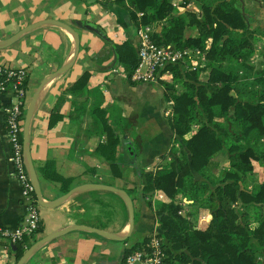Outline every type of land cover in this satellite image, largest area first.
<instances>
[{"label": "crops", "instance_id": "1", "mask_svg": "<svg viewBox=\"0 0 264 264\" xmlns=\"http://www.w3.org/2000/svg\"><path fill=\"white\" fill-rule=\"evenodd\" d=\"M104 1L0 0V65L27 70L28 104L43 81L72 60L75 35L62 25L42 23L12 43H8L10 39L33 24L51 20L70 25L79 36L75 63L47 80L31 119L29 145L43 201H54L81 185L100 183L126 190L135 207V225L125 240L72 230L41 245L24 264H123L129 248L159 228L155 209L147 201L153 207L156 202L171 201L163 191L150 198L144 196L139 170L158 172L174 160L173 148L181 140H177L171 115H167L168 109L173 111V99L167 98L165 83L174 84L176 93L185 89L184 84L174 76L152 83H137L129 77L118 48L128 43L137 53L142 24H136L127 8ZM171 1L177 13L187 9L199 13L202 3L214 5L219 0ZM233 1L254 31L252 68L247 75L249 87L255 91L260 85L253 79L264 70V0ZM161 28L162 24L152 26L156 31ZM189 32L198 34L196 27ZM86 73V81L79 83ZM204 76L206 79L207 70L201 72ZM11 99V91L0 90V228L16 229L24 208L22 186L13 174L6 127V106ZM104 122L118 137L110 156L100 150L108 138ZM22 139L24 142V132ZM221 160H225L224 155ZM113 162L118 163L121 175L113 173ZM174 201L187 203L183 193ZM40 206L41 230L34 237L36 241L74 225L93 226L121 236L129 232L127 205L115 191L84 189L58 206ZM15 249L0 239V264H16Z\"/></svg>", "mask_w": 264, "mask_h": 264}, {"label": "trees", "instance_id": "2", "mask_svg": "<svg viewBox=\"0 0 264 264\" xmlns=\"http://www.w3.org/2000/svg\"><path fill=\"white\" fill-rule=\"evenodd\" d=\"M111 1L127 8L137 25L162 24L160 31L151 33L157 44L179 49L199 48L207 57V65L197 70H184L177 65L168 67L175 81H182L185 88L176 93L174 84L165 83L166 96L173 99L170 125L181 142L173 148L175 158L169 167L158 172L139 170L144 196L150 198L156 191H163L171 198L169 202H156L154 207L147 201L155 209L169 263L179 264L176 262L179 260L180 264H261V254L254 249L251 238L254 235L264 248V214L258 225L249 229L247 224L238 221L235 210L239 202L247 207L261 206L264 211V181L251 189L241 187V181L254 169V162H260L264 168V150L259 146L264 138V70L253 79L260 85L251 93L253 99L244 98L243 89L239 92L240 73L244 71L247 76L252 68L254 31L249 29L233 0H219L214 5L204 2L199 13L188 9L177 13L171 0ZM192 27H196L197 35L189 32ZM118 53L130 77L138 63L135 48L125 43L120 45ZM6 70L1 74L2 79L7 78ZM203 70L208 71L206 79L201 77ZM28 78L27 74L25 87ZM86 78L87 73L79 83H84ZM247 78L245 85L250 81ZM16 81V77H11L5 84L10 88ZM195 123L199 125L196 130ZM103 129L108 138L100 150L110 156L118 137L108 123H103ZM222 155L228 159L230 169L214 188L210 182L195 177V172L207 174L210 164L216 158L220 162ZM111 166L115 175H121L118 163L113 162ZM204 190L208 191L211 211L207 226L202 228L179 213L182 207L174 199L179 193L194 197L190 192L199 198ZM126 214L128 217L127 211ZM40 230L41 225L37 232ZM35 241L27 236L18 241L17 259Z\"/></svg>", "mask_w": 264, "mask_h": 264}, {"label": "built area", "instance_id": "3", "mask_svg": "<svg viewBox=\"0 0 264 264\" xmlns=\"http://www.w3.org/2000/svg\"><path fill=\"white\" fill-rule=\"evenodd\" d=\"M142 15V13H139ZM137 47L138 63L131 79L137 83L166 81L173 77L169 66H179L184 70H197L207 65L206 53L199 48L179 49L173 45H159L152 38V27L142 24L139 27ZM7 69V78L0 77V90L11 91L12 99L6 106V127L8 139L13 152V174L22 186V206L24 208L21 224L16 229L0 228V239L16 244L25 236L33 239L41 223L40 204L30 176L28 162L24 151L22 133L28 106L27 87L23 85L27 70H13L9 65H0L1 74ZM16 77L17 81L9 88L6 81ZM173 105V101L170 102ZM173 111L168 109L167 115ZM165 249V240L155 228L147 239L129 251L123 264H170Z\"/></svg>", "mask_w": 264, "mask_h": 264}, {"label": "water", "instance_id": "4", "mask_svg": "<svg viewBox=\"0 0 264 264\" xmlns=\"http://www.w3.org/2000/svg\"><path fill=\"white\" fill-rule=\"evenodd\" d=\"M42 23H55V24H59L62 25L63 27H65L66 29L72 31L75 35V41H76V48H75V52H74V57L72 58V60L63 65L57 72L53 73L49 78L52 79L54 77H56L57 75H59L62 72L67 71L69 68H71L73 66V64L75 63L78 53H79V48H80V42H79V36L78 34L75 32V30L70 26L67 25L65 23H62L60 21H43L41 23H37V24H33L25 29H23L22 31H20L19 33H17L13 38L10 39V41L8 43H12L14 40H16L19 36H21L23 33L39 26ZM48 78V79H49ZM43 81V83L40 85L39 89L37 90V92L33 95V97L31 98L27 110H26V114H25V123H24V151H25V156L28 162V166H29V171H30V176L35 188V193L36 196L38 198L39 203L44 206V207H55L60 205L61 203H63L64 201H66L69 197H71L74 193L80 191V190H84V189H104V190H111V191H115L117 193H119L123 199L125 200V203L127 205V210H128V215H129V232L127 235L125 236H121L117 233H113V232H109L107 230H103L97 227H93V226H88V225H74L68 229L65 230H60V231H56L54 233H52L51 235L37 240L35 243H33L25 252L24 254L18 259V261L16 262V264H24L32 255L33 253L44 243L51 241L52 239L63 235L65 233H67L68 231H72V230H87V231H91L94 233H97L99 235L105 236V237H109L111 239H115V240H125L132 232L134 225H135V207H134V202L132 197L129 195V193L124 190V189H119L117 187L111 186V185H106V184H100V183H92V184H85V185H81L78 187H75L74 189L70 190L69 192L65 193L64 195H62L61 197L55 199L54 201L51 202H45L42 199V194H41V190L39 187V183L37 180V174H36V170L31 158V151H30V145H29V133H30V126H31V119H32V115H33V111L37 102V99L40 95L41 90L43 89L44 85L47 83V80ZM13 247L16 248V245L13 244Z\"/></svg>", "mask_w": 264, "mask_h": 264}, {"label": "rangeland", "instance_id": "5", "mask_svg": "<svg viewBox=\"0 0 264 264\" xmlns=\"http://www.w3.org/2000/svg\"><path fill=\"white\" fill-rule=\"evenodd\" d=\"M246 72L240 73V85H239V92H242L241 89H243V96L244 98H250L253 99L254 94L251 96V93L254 92V89H251L252 87H249L250 81L248 84L245 85V80L248 75H245ZM250 77V76H249ZM249 77L247 78L249 80ZM202 78H205L202 77ZM199 125L196 123L193 124V129L196 130ZM260 148L264 150V138L260 142ZM225 156V155H224ZM222 161V160H221ZM219 162L216 159H214V162L210 164L207 170V174H200L195 172V177L200 181L210 182L211 188H214V184L218 182L224 175L227 169H229V164L227 161V158L225 157V160L222 162ZM264 181V168L260 162H255L254 169L247 174V176L241 181V187L243 188H253L255 185H257L260 182ZM190 194L194 197H191L189 195H185L186 202L184 204H181L182 207L179 211L181 215H183L185 218L192 220L195 224V226L198 227H206L207 226V220L210 216V205L211 201L208 200V191L204 190L200 192V197L196 198L195 195L190 192ZM190 203V204H188ZM183 205V206H182ZM235 210L238 213L239 216V222L241 224H247L248 228H255L258 225L259 220H261L262 215L264 214V211L261 206L251 205V206H244L241 203L237 202L235 204ZM245 213H248V217L245 216ZM251 243L254 246V249L258 250L259 259L261 261V264H264V248L259 244L258 240L254 235H252ZM177 263L180 264L179 260H176ZM190 264V263H189Z\"/></svg>", "mask_w": 264, "mask_h": 264}]
</instances>
